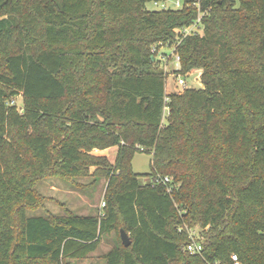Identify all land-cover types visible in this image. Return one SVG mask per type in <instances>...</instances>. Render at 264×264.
<instances>
[{"label":"trees","instance_id":"1","mask_svg":"<svg viewBox=\"0 0 264 264\" xmlns=\"http://www.w3.org/2000/svg\"><path fill=\"white\" fill-rule=\"evenodd\" d=\"M162 1L0 0V264H73L121 229L106 264H264V0L146 8ZM161 46L201 71L168 103ZM112 147L113 164L91 154ZM89 176L103 216H27L40 181Z\"/></svg>","mask_w":264,"mask_h":264},{"label":"rangeland","instance_id":"2","mask_svg":"<svg viewBox=\"0 0 264 264\" xmlns=\"http://www.w3.org/2000/svg\"><path fill=\"white\" fill-rule=\"evenodd\" d=\"M165 1V2H164ZM159 2L158 5L154 3H148L146 8L148 10H161V4L165 3V7L171 9H180L183 7L186 1L197 2L198 0H164ZM179 2L176 7V2ZM236 4L238 0H231ZM173 48L168 46H161L157 51V58L160 60L161 68L164 72L165 78V103H168V96L171 94H181L184 90L178 86L177 81L179 80L178 75H181V79L185 81L186 86L189 88H200V81L197 79L201 76L200 70H191L186 74H181L180 71L175 70ZM170 57V58H167ZM10 105L15 106L20 112L22 111V99L21 96L13 98ZM167 105V104H166ZM164 117H167L169 111L168 107H164ZM163 126L166 124V118L162 122ZM116 147L108 148L106 153L107 160L112 159V152L115 151ZM107 150V149H106ZM101 150H93L91 154L95 156L99 155L98 152ZM113 160V159H112ZM150 161L151 154L147 152L135 153L131 167L135 174L140 177V183L144 184L146 181L145 175L150 173ZM92 170V169H91ZM94 180L93 176L75 178V179H61L58 177H49L40 181L37 184V193L40 195L41 203L40 206L27 211V216H42V217H61L68 214L78 216L95 215L100 216L102 211V203H104V194L106 191L107 180L104 177L92 184ZM189 232H199L198 228H187ZM120 238L118 232L104 235L101 239L100 245L95 252H93L87 259L80 261H73V264H106L105 255L111 249L120 245Z\"/></svg>","mask_w":264,"mask_h":264},{"label":"built area","instance_id":"3","mask_svg":"<svg viewBox=\"0 0 264 264\" xmlns=\"http://www.w3.org/2000/svg\"><path fill=\"white\" fill-rule=\"evenodd\" d=\"M154 5L157 6L158 3H154ZM161 5H162L161 6L162 9H171V8L165 7V5H166L165 3H163ZM178 5H179V2L177 1L176 2V7H178ZM195 6L198 8V4H195ZM202 15L203 14H201V13L198 14V18H197L196 22L193 25H191L190 27H187V28H185V29H183L181 31H178V33L183 35V36H186V35H189V34H193V33H196V32L200 33L201 30H200L199 22H200V19H201ZM172 48H173L172 57L174 58V64L176 66L175 70L180 71V59H179V56L175 53V48L174 47H172ZM157 51H158V49H154L153 50V52H155V53H157ZM167 58H170V57H167ZM178 77H179V80L177 81L178 86L183 88V89H185V88L189 89V87L186 86L185 81L181 79V75L180 74L178 75ZM199 78L200 77H198L197 79L199 80ZM159 181L161 183H163V184H166V183L169 182V179L167 177H164L162 179H159ZM104 205L105 204L102 203V205H101V207H102L101 209L102 210L104 208ZM100 215L103 216V212L102 211H101ZM188 234H189L190 243L185 246V250L187 252H189L190 254H193V255L194 254H200L201 251H202V240H201V237L199 236L198 232L192 233V232L188 231ZM230 259H231L232 264H239L236 255H231Z\"/></svg>","mask_w":264,"mask_h":264},{"label":"water","instance_id":"4","mask_svg":"<svg viewBox=\"0 0 264 264\" xmlns=\"http://www.w3.org/2000/svg\"><path fill=\"white\" fill-rule=\"evenodd\" d=\"M119 235H120V240H121L122 245L124 247L130 246L131 241H130L129 235L123 229L119 231Z\"/></svg>","mask_w":264,"mask_h":264},{"label":"crops","instance_id":"5","mask_svg":"<svg viewBox=\"0 0 264 264\" xmlns=\"http://www.w3.org/2000/svg\"><path fill=\"white\" fill-rule=\"evenodd\" d=\"M165 2V1H164ZM115 149V151L113 150V152H112V154H113V156H112V159L110 160H108L110 163H114V160H115V157H116V154H117V151H118V148L116 147V148H114ZM107 151H108V149L107 150H102V151H100V152H98L99 153V155H102V156H106V153H107Z\"/></svg>","mask_w":264,"mask_h":264}]
</instances>
